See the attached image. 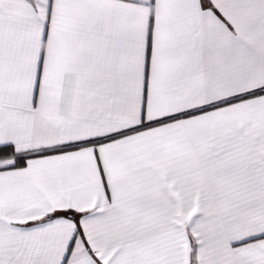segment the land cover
<instances>
[{"label": "snow or ice", "instance_id": "obj_1", "mask_svg": "<svg viewBox=\"0 0 264 264\" xmlns=\"http://www.w3.org/2000/svg\"><path fill=\"white\" fill-rule=\"evenodd\" d=\"M0 264H264V0H0Z\"/></svg>", "mask_w": 264, "mask_h": 264}]
</instances>
